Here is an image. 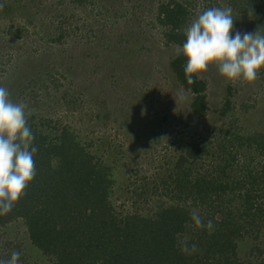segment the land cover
<instances>
[{"label":"rangeland","instance_id":"1","mask_svg":"<svg viewBox=\"0 0 264 264\" xmlns=\"http://www.w3.org/2000/svg\"><path fill=\"white\" fill-rule=\"evenodd\" d=\"M170 1L0 0V86L27 105L28 121L48 141L65 129L106 168L117 219L152 216L175 202L174 165L188 142L206 144L204 158L214 163L220 157L215 146L229 134H264V68L245 82L221 76L210 64L196 74L207 84L208 109L193 114L192 94L168 64L179 47L166 44V27L157 20L159 5ZM176 1L187 7L184 31L203 10L225 6L233 9L236 30H264V0ZM228 86L231 104L221 114ZM5 241L21 244L20 264L50 263L21 217L0 224L2 253L13 248ZM236 242L244 264H264V230Z\"/></svg>","mask_w":264,"mask_h":264},{"label":"trees","instance_id":"2","mask_svg":"<svg viewBox=\"0 0 264 264\" xmlns=\"http://www.w3.org/2000/svg\"><path fill=\"white\" fill-rule=\"evenodd\" d=\"M157 13L159 24L166 27L162 33L166 44L181 47L187 7L172 0L162 2ZM185 62L183 55H176L168 64L192 94L190 108L199 117L208 109L207 84L196 74L195 83L189 84ZM231 94L228 86L221 114L229 108ZM28 125L38 149L36 175L12 210L0 215V224L21 217L28 238L49 264H244L236 253L237 239L264 230L263 132L229 134L228 140L215 146L220 157L214 163L204 158L210 154L206 144L188 142L174 165L175 202L152 216L130 213L117 219L107 199L106 168L94 162L65 129L52 142L31 122ZM194 210L205 224L213 222L211 234L194 226ZM185 233L189 244L197 246L191 255L180 250ZM12 247L0 252V258H9L14 250L21 253V244ZM21 255L20 262L25 260Z\"/></svg>","mask_w":264,"mask_h":264},{"label":"clouds","instance_id":"3","mask_svg":"<svg viewBox=\"0 0 264 264\" xmlns=\"http://www.w3.org/2000/svg\"><path fill=\"white\" fill-rule=\"evenodd\" d=\"M231 6L210 7L200 12L185 30V41L177 49L183 55L185 78L195 83L193 74L205 72L215 63L219 74L229 80L253 82L259 70L264 68V30L241 32L234 28ZM182 98V97H181ZM25 103L11 99L9 90L0 86V215L9 213L24 195L25 189L36 175L33 146L34 134L28 125ZM196 228H206L211 234V220L205 224L197 211L191 212ZM181 252L191 255L197 251L196 244L187 238L181 244ZM19 251H12L0 264H20Z\"/></svg>","mask_w":264,"mask_h":264}]
</instances>
